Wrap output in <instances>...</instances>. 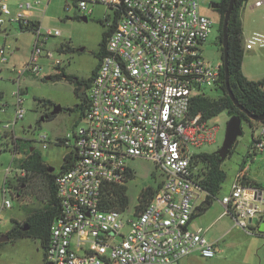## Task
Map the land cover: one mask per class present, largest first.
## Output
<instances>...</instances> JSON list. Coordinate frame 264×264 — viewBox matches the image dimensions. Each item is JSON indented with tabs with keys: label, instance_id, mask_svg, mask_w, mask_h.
<instances>
[{
	"label": "built area",
	"instance_id": "built-area-1",
	"mask_svg": "<svg viewBox=\"0 0 264 264\" xmlns=\"http://www.w3.org/2000/svg\"><path fill=\"white\" fill-rule=\"evenodd\" d=\"M7 1L0 0V27L6 18L29 25L31 10L40 4L19 2L12 15ZM202 2L80 0L76 4L86 15L93 12L88 3L104 5L112 15L110 34L87 89L83 126L72 133V142L69 134L60 141L71 148L74 160L67 170L55 173L60 215L50 226L46 264H174L191 254L215 256V244L193 224L204 202L202 194L207 196L197 184L200 169L193 157L200 147L216 142L219 126L209 125L200 113L192 115L190 108L195 97L218 90L223 64L202 57L200 47L215 24L201 14ZM33 33L29 60L18 74L41 75V57L60 72L62 60L44 50L46 40L60 31L48 29L42 34L38 26ZM263 47L262 33L244 40L245 50ZM8 49L0 47V63L7 62ZM15 96L12 126L25 113L19 88ZM253 140V151L263 150L264 124ZM38 141L46 148L47 134ZM138 158L156 165L162 177L158 190L140 210L138 204L132 209L101 210L104 188L125 185L135 173L129 162ZM221 204L223 216L247 231L250 222L264 213V191L249 185L241 169ZM9 207L5 200L1 209Z\"/></svg>",
	"mask_w": 264,
	"mask_h": 264
},
{
	"label": "rangeland",
	"instance_id": "rangeland-1",
	"mask_svg": "<svg viewBox=\"0 0 264 264\" xmlns=\"http://www.w3.org/2000/svg\"><path fill=\"white\" fill-rule=\"evenodd\" d=\"M25 0H9L8 7L13 15L16 10V4ZM42 6L40 9L32 11L29 18L30 23L36 22L40 26L42 34L46 30H59L60 35L49 37L44 46L45 51H51L55 57L62 60L61 68L65 74L74 79H88L99 64V58L96 56L100 49L102 35L107 31L111 24V12L100 4L88 3L92 8V14L86 15L80 11L76 4L80 0H40ZM89 1V0H87ZM220 0H204L200 3V12L202 15L212 18L215 21L208 38L200 47L202 57L216 65L222 62L221 48L217 41L218 38V20L219 15L215 12L209 2L217 3ZM249 2L243 5L248 9ZM242 15V14H241ZM86 16L87 21L82 20ZM107 18L105 26L100 21ZM243 44L244 40L254 32H261L256 29L253 15L246 10L244 14ZM34 41L33 31L30 29H20L18 22H9L6 18L4 24L0 27V47L9 46L10 50L6 52L7 62L0 63V230L6 231L12 226V219L24 222L29 212L40 209L45 203V187L43 178L31 177L25 186H19L12 189L5 179H9V184L14 183V176L20 173L17 167V159L23 158L26 154H14V139L20 141H29L32 148L41 153L43 161L51 168L54 173L60 171L65 154L71 152L70 147L60 143L61 139L70 135L79 127L83 126L80 110L68 111V108H74L80 104V98L75 93L76 85L64 78L48 79L50 75L56 74L57 69L50 67V61L45 57L40 58L42 66L41 75L24 73L19 77L18 71L23 68L29 60L32 44ZM63 46L70 49L67 52L60 53L59 49ZM242 70L246 78L253 80L264 77V53L263 49H253L251 51L244 49ZM18 86L22 89V108L25 113L23 118L12 126L16 110L15 92ZM88 91H85V94ZM207 95L216 98L221 92L219 90H207ZM48 101L50 103H44ZM53 105H59L62 110L54 115L52 119L47 118L52 111ZM44 118V119H43ZM230 116L226 111L208 119L209 125H218L219 131L216 142L204 145L196 151L204 153L215 152L222 144L225 135L226 123ZM243 135L237 138L233 153L226 157L221 164V169L226 173V179L221 185V190L217 196L212 199L210 206L206 211L194 218V227L206 229L214 220L220 219L224 208L221 204L223 196L228 195L232 182V177L241 161V149L249 142L251 129L244 121L242 124ZM259 133V130H256ZM47 134L48 146L42 148L38 141L41 134ZM134 170V177L125 185L129 197L127 209H132L137 204L143 189L149 186H155L162 178L156 165L146 159H134L129 162ZM4 190H6L4 192ZM205 196L202 194L201 201ZM5 200L10 202V207L1 209ZM206 217V218H205ZM223 220L234 221L230 216H224ZM232 232L226 241V248L232 251L234 244L238 241V235ZM209 232L206 233V236ZM264 245L261 246L263 250ZM215 250H219V244L215 245ZM0 264H45L44 249L40 241L32 238H20L13 242L5 241L0 246ZM192 264H206L202 259H195Z\"/></svg>",
	"mask_w": 264,
	"mask_h": 264
},
{
	"label": "trees",
	"instance_id": "trees-1",
	"mask_svg": "<svg viewBox=\"0 0 264 264\" xmlns=\"http://www.w3.org/2000/svg\"><path fill=\"white\" fill-rule=\"evenodd\" d=\"M248 0H235L234 8L230 14L227 29V40H228V55H227V69H228V85L234 98L237 102L245 108L248 112L253 115L264 114V78L254 81L247 79L242 72V62L244 56L243 48V29L241 22V9ZM229 0H220L218 7L215 12L219 15L218 22V42L221 47L222 42V25L224 14L228 8ZM106 19L100 21L105 26ZM20 29L33 31L34 23L22 26L19 24ZM110 34L109 28L102 35V39L99 43L100 49L96 56L100 59L103 53L105 42ZM68 51L70 49L66 48ZM61 45L59 52H67ZM222 58V54H221ZM99 65V64H98ZM98 66L92 72L91 76L86 80L74 79L71 76L65 74L61 69L60 73L50 75L48 78L59 79L64 78L68 81L73 82L75 87V93L80 98V104L74 108H68V111L80 110V114L83 115L87 108V97L82 88H88L96 74ZM225 74L223 67L220 68V85L218 90L221 94L216 97L210 96H197L192 101L190 113L192 115L201 114L203 119H210L222 111H226L229 116L239 115L243 121L250 124V119L234 105L230 97L225 92ZM44 103H50L43 101ZM54 115L48 114L49 119H52ZM264 124L263 122H260ZM254 141V140H253ZM237 142V140H236ZM235 142V144H236ZM233 145L230 156L233 153ZM12 152L14 154H26L25 157L17 159V167L19 170H24L25 175L20 176L16 174L14 176V183L9 184V179L6 178L4 185H9L10 188L15 189L17 187L25 186L31 177H42L45 187V203L40 209H36L28 213L25 217L24 222H19L12 219V226L7 232L10 241H14L20 238H32L40 241L41 247L44 249V261H45V250L49 247L50 241V226L55 219L60 215V203L56 196L55 186V173L49 172L50 168L41 156V153L32 148L29 141H20L14 139V147ZM227 156V157H228ZM194 164L199 166V173L196 175L199 187L207 193L206 203L210 204L221 190V185L226 179V173L221 169L223 161L220 160L219 156L215 153H204L199 152L194 155ZM74 157L72 152L67 153L63 158L60 171L67 170L73 163ZM134 174H130L127 177V181L131 180ZM19 187V188H20ZM160 187V183H156L155 186H149L142 190L139 198L138 210L142 209L152 198L155 192ZM129 204V197L127 193L126 185H113L109 184L104 188V195L101 201L100 209L103 211L108 210H124ZM26 228V229H25ZM1 246V244H0ZM46 264V262H45Z\"/></svg>",
	"mask_w": 264,
	"mask_h": 264
},
{
	"label": "crops",
	"instance_id": "crops-1",
	"mask_svg": "<svg viewBox=\"0 0 264 264\" xmlns=\"http://www.w3.org/2000/svg\"><path fill=\"white\" fill-rule=\"evenodd\" d=\"M25 1H35V0H25ZM257 1H261L262 2L261 5L256 6L255 2ZM8 2L9 0L7 1V3ZM21 2H24V1H21ZM248 2H249L248 9L247 8L241 9L242 29L244 27L243 25L244 24V14L246 13V10H247L249 11L250 15H253L254 17L256 29H260V31H262V34H264V0H248L247 3ZM41 6H42V3L40 1V4L31 10L28 16V21H29L30 16L32 15V11L36 9H40ZM16 10H17V4H16ZM32 23L36 25L35 27L39 26L36 22L33 21L30 23L29 21V25ZM254 33H259V32L256 31ZM257 49H261V50L263 49V53H264V47L257 48ZM9 50H10V47L7 51ZM21 75L22 74H19V77ZM247 79L253 80L251 77ZM257 80H260V79H256L254 81H257ZM18 88L20 89V92L23 94L22 89L19 86ZM250 121H251L250 124L246 122L251 129L249 142L244 146L243 149H241V153H242L241 161H240V164L238 165L237 170L235 171L232 177V182L234 180L235 175L242 169L245 172L246 182L251 186H257L264 191V148L263 150L258 151V152L256 151L254 152L252 149L253 139L257 134H259L256 132V130H259L260 132L261 123L257 121H253V120H250ZM210 204L206 203V196H205L204 202L202 203L201 207L198 208V212L195 217H197L198 215L206 211L208 207L210 206ZM223 217L224 216L222 213L220 216V219L214 220L208 225L206 229H204L205 238L209 242L214 243L215 245L219 244V250H216V254L213 258H209V259L202 258L198 254H191L189 256H186L180 259L178 262L174 264H192V262L195 261V259H202L204 260L206 264H264V248L263 250H261V246L264 245V232H260L258 230L259 226L261 225L263 221L264 213L258 218H255L250 222V227H249V230L247 231L237 228L235 225H233L232 222L228 220H223L224 219ZM193 224H194V221H193ZM8 231L9 229H7L6 231L0 230V236L3 234V236L0 238L1 245L3 242H5L4 236L7 235L6 232ZM234 231H236L235 233L238 235V241L235 242L234 248H232V251H229L225 245H226L227 237ZM207 232H209L208 236H206ZM8 241H10V239Z\"/></svg>",
	"mask_w": 264,
	"mask_h": 264
},
{
	"label": "water",
	"instance_id": "water-1",
	"mask_svg": "<svg viewBox=\"0 0 264 264\" xmlns=\"http://www.w3.org/2000/svg\"><path fill=\"white\" fill-rule=\"evenodd\" d=\"M234 3L235 0H229L228 8L224 14V19H223V25H222V42H221V47H222V67L224 70L225 74V92L226 94L230 97L234 105L238 108L239 111L244 113L250 120L257 121V122H263L264 121V114L261 115H253L250 112H248L245 108H243L237 100L234 98L232 92L229 89L228 85V69H227V55H228V40H227V29H228V21L230 14L234 8ZM212 8H217V4H212ZM82 20L87 21V17L84 16L82 17ZM84 88H82V91ZM62 110V107L59 105H53L52 106V111L51 115H56ZM44 119V118H43ZM243 120L239 115H231L230 118L228 119L225 127V135H224V140L221 144V146L215 151V153L219 156L221 161H224L228 154L230 153L233 145L235 144L236 140L238 137L243 135ZM49 172L53 171V168L48 169ZM26 229V228H25ZM258 230L260 232H264V218L259 226ZM4 240L8 241L9 237L7 235L4 236ZM1 242V240H0Z\"/></svg>",
	"mask_w": 264,
	"mask_h": 264
},
{
	"label": "flooded vegetation",
	"instance_id": "flooded-vegetation-1",
	"mask_svg": "<svg viewBox=\"0 0 264 264\" xmlns=\"http://www.w3.org/2000/svg\"><path fill=\"white\" fill-rule=\"evenodd\" d=\"M218 3L219 2H217V3H215V4H217V6H218ZM214 4V3H213ZM213 10H216L217 8H212ZM88 89V88H87ZM86 88H84V92L87 90ZM7 233V232H6ZM3 236V234L0 236V238Z\"/></svg>",
	"mask_w": 264,
	"mask_h": 264
}]
</instances>
